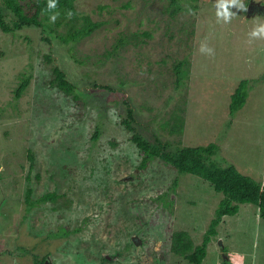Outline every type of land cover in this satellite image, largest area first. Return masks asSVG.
Returning <instances> with one entry per match:
<instances>
[{
    "label": "rangeland",
    "instance_id": "374dc122",
    "mask_svg": "<svg viewBox=\"0 0 264 264\" xmlns=\"http://www.w3.org/2000/svg\"><path fill=\"white\" fill-rule=\"evenodd\" d=\"M236 2L246 10L233 7L225 23L217 0H198L197 8L185 1L195 10L174 19L165 0H77L78 14L102 25L68 43L57 38L67 34L65 23L53 35L0 28V264H34V255L47 264H102L103 256L105 264H192L172 251L173 234L187 231L201 244L224 195L160 158L141 167L143 153L121 122L124 100L150 140L216 142L217 158L264 184V79L229 114L239 82L264 73V36L249 35L264 24V0ZM121 37L126 44L114 50ZM185 57L188 75L177 85L174 67ZM54 65L76 83L77 97L52 82ZM24 72L33 76L16 98ZM178 117L183 126L171 134ZM28 187L33 199L52 191L59 197L26 214ZM63 230L69 234L50 235ZM217 231L202 264H264L257 205L241 204Z\"/></svg>",
    "mask_w": 264,
    "mask_h": 264
},
{
    "label": "trees",
    "instance_id": "16d2710c",
    "mask_svg": "<svg viewBox=\"0 0 264 264\" xmlns=\"http://www.w3.org/2000/svg\"><path fill=\"white\" fill-rule=\"evenodd\" d=\"M77 0H56V7L48 8L49 0H2L0 6V28L6 33H15L25 28H40L47 35H53V32H58V28L64 23L70 25L67 34H59L57 38L68 43L70 41H79L87 36H90L96 29L100 28V21H93L88 14H78L76 9ZM165 12L172 18L188 9L184 6V2H190L192 8H197L198 0H165ZM125 6H129V3ZM71 12V15H69ZM52 15H56V19H51ZM67 19V20H65ZM72 21V22H69ZM143 36L151 37V33L146 31ZM48 41L50 38L45 37ZM126 44L125 37L118 39V44L114 50ZM47 59L51 62L52 55L48 54ZM190 60L188 57L178 61L175 64L176 83L180 85L182 80L188 75ZM53 83L58 89L67 95L77 97L75 91L77 85L71 81L64 69L58 65L53 66ZM33 74L22 73L20 83L15 89V97L20 98L30 84ZM264 79V73L254 79H242L235 91L231 95L229 104L230 120L237 112L244 107L249 96L250 90L255 88L257 83ZM98 86V85H96ZM101 88H106L110 91H115V88L109 84L99 85ZM123 86V82L120 83ZM127 115L122 119V124L132 132L131 139L143 153L141 167L145 168L147 164L155 158L162 159L166 164L175 168L180 174H193L208 181L213 188L223 193V198L220 200L218 207L215 210V215L210 222L208 230L203 236L201 244L195 245L187 231H178L172 237V251L184 257L192 264H202L208 252L209 243L212 238L218 233L217 227L226 215L233 216L239 212L240 205L251 203L258 206L260 216L264 219V184L261 180L241 172L237 166L231 162H225L217 158L220 149L219 144L210 142L206 145L188 146L182 144H174L170 141H165L159 136H155L150 140L137 128L135 125L136 119L134 116V108L130 102H126ZM179 121L174 122L173 126L168 127L171 134L176 133L183 126V121L178 117ZM231 122H229L230 124ZM99 131H96L93 138L99 136ZM33 153L30 152L31 160L30 168H33ZM29 179V178H28ZM177 186V182H175ZM33 190L28 187L26 190V214L29 213L36 205L47 201H55L59 195L52 191L46 192L37 199L32 198ZM9 226H4L8 229ZM10 228V227H9ZM12 229V228H10ZM77 230V229H76ZM63 233L51 232L50 235L60 236L68 235V230H63ZM4 232V231H2ZM13 232V231H12ZM225 250V248H224ZM25 252H28L25 249ZM13 253V252H12ZM47 257L40 259L34 255V264H45ZM109 261L107 256L102 257V264ZM230 261L224 260L225 264Z\"/></svg>",
    "mask_w": 264,
    "mask_h": 264
},
{
    "label": "clouds",
    "instance_id": "9594fccd",
    "mask_svg": "<svg viewBox=\"0 0 264 264\" xmlns=\"http://www.w3.org/2000/svg\"><path fill=\"white\" fill-rule=\"evenodd\" d=\"M55 7L56 0H49L48 8L53 9ZM233 7H238L239 9L246 10L245 6L243 4H237L236 0H217V17L222 18L225 23L229 22L234 14L233 11H231ZM69 15H71V12H69ZM51 19L54 21L56 19V15H52ZM249 35L253 37L264 36V24H258ZM201 50L208 53L212 52V49L206 47H202Z\"/></svg>",
    "mask_w": 264,
    "mask_h": 264
},
{
    "label": "water",
    "instance_id": "95a60500",
    "mask_svg": "<svg viewBox=\"0 0 264 264\" xmlns=\"http://www.w3.org/2000/svg\"><path fill=\"white\" fill-rule=\"evenodd\" d=\"M45 264H47V261L45 262Z\"/></svg>",
    "mask_w": 264,
    "mask_h": 264
}]
</instances>
